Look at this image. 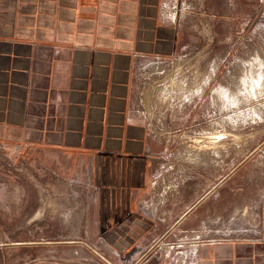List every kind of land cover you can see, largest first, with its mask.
<instances>
[{
	"label": "crops",
	"instance_id": "1",
	"mask_svg": "<svg viewBox=\"0 0 264 264\" xmlns=\"http://www.w3.org/2000/svg\"><path fill=\"white\" fill-rule=\"evenodd\" d=\"M167 1L0 0V143L18 145L34 171L39 211L49 209L47 189L63 198L52 199V211L61 202L66 216L75 213L68 219L77 239L62 242L86 245L111 264L142 240L151 243L148 255L193 243L198 264H264V194L252 225L261 237L235 224L227 235L189 237L200 217H209L201 206L219 201L236 172H217L216 145L186 150L179 157L192 175L155 185L159 158L172 150L166 155L157 146L134 97L137 66L177 51L179 26L163 14ZM172 204L178 214L164 226ZM250 224L244 217L238 227Z\"/></svg>",
	"mask_w": 264,
	"mask_h": 264
},
{
	"label": "rangeland",
	"instance_id": "2",
	"mask_svg": "<svg viewBox=\"0 0 264 264\" xmlns=\"http://www.w3.org/2000/svg\"><path fill=\"white\" fill-rule=\"evenodd\" d=\"M162 6L163 14L179 26L178 48L172 57L150 56L137 66L134 97L135 109L157 146L166 155L172 150L164 156L166 160L159 158L155 185L192 175L193 166L179 157L186 150L208 152L209 145H216L220 153L217 172L223 176L234 171V166L236 172L223 184L219 201L214 196L201 206L209 209V217L203 214L189 237L227 235L229 224L247 230L249 225L238 227L244 217L255 229V208L264 194V106H260L264 90L258 94L252 89L242 102L227 101L223 94L245 91H241L245 76L264 82V0H169ZM163 68L165 72L157 75L155 70ZM209 74V82L202 87ZM173 80L183 81L197 92L180 99V92L171 88L179 89ZM240 108L246 113L232 120L231 114ZM19 151L18 145L0 143V264H111L86 245L62 242L77 239L75 220L69 224L68 219L75 213L66 216L59 207L61 202L52 211V199L59 202L63 198L58 194L51 197L47 189L45 206L50 210L37 209L35 173L19 158ZM194 199L193 195L188 203ZM174 206L169 207L164 226L178 214ZM149 209L145 211L158 214ZM180 228L174 234H179ZM89 246L97 250L94 244ZM150 247L151 243L142 240L117 260H110L113 264H189L198 250L193 243L172 244L168 251L156 249L148 255Z\"/></svg>",
	"mask_w": 264,
	"mask_h": 264
},
{
	"label": "bare ground",
	"instance_id": "3",
	"mask_svg": "<svg viewBox=\"0 0 264 264\" xmlns=\"http://www.w3.org/2000/svg\"><path fill=\"white\" fill-rule=\"evenodd\" d=\"M172 18H174V17H172ZM212 70H214L213 68H212ZM156 72H157V75H161L162 73H164L165 72V69L163 68L161 71H159V70H155ZM212 73H213V71H212ZM212 73L210 72V74L212 75ZM209 74V76H208V79H206V81H205V83L203 84V86L202 87H204L205 86V84L206 83H208L209 82V80H210V75ZM167 78V77H166ZM248 79V80H247ZM182 81V80H181ZM162 82V81H161ZM175 82L177 83L178 82V84H179V89H176V87L174 86V87H172L171 86V88H172V90L174 91V92H180L179 94H180V96H179V98L181 99V98H189L188 96H193L197 91H196V89L195 90H193V89H191V88H189L188 86H187V84H183L182 82L180 83L179 81H177V80H173L172 81V83H174L175 84ZM245 83L246 84H244L243 86H241V91H243V90H245V91H243L242 93L241 92H239L238 90H235V91H231V90H229L228 92H226L225 94H223L224 96H225V98H226V100L227 101H233V99H238V101H246L247 100V97H248V94L251 92V90L252 89H254V90H256L255 92H257L258 94H260L263 90H264V82H259V83H256L255 81H253V79H251V78H247L246 76H245ZM161 84H163V82L161 83ZM201 87V88H202ZM252 93H253V90H252ZM243 94V95H242ZM251 94V93H250ZM252 96H254V95H252ZM255 97V96H254ZM253 98V97H252ZM253 100V99H252ZM150 102V101H149ZM262 102V101H261ZM232 103V102H231ZM238 103V102H237ZM238 106V105H237ZM245 106V105H244ZM260 106H264V102H262V103H260ZM247 108V107H246ZM256 108V107H255ZM251 111V110H250ZM242 113H246V110L245 109H242V108H240V110H236L235 112H233L232 114H231V119L232 120H235V119H238L240 116H241V114ZM243 115V114H242ZM246 115V114H245ZM246 117H247V115H246ZM245 118V117H244ZM239 120V119H238ZM221 135V134H220ZM221 137V136H220ZM219 137V138H220ZM217 139V138H216ZM215 140V139H214ZM215 142V141H214ZM148 207V206H147ZM146 210H147V208H146ZM220 228V227H219ZM216 229V228H215ZM237 230H240V231H245V232H251V233H253L254 232V228H251V226L249 225V228H247V230H245V229H240V228H236ZM212 230V229H211ZM216 231V230H215ZM197 260H194V261H192L191 263H189V264H198L197 262H196Z\"/></svg>",
	"mask_w": 264,
	"mask_h": 264
},
{
	"label": "built area",
	"instance_id": "4",
	"mask_svg": "<svg viewBox=\"0 0 264 264\" xmlns=\"http://www.w3.org/2000/svg\"><path fill=\"white\" fill-rule=\"evenodd\" d=\"M151 61H154V60H151ZM252 235L255 236V237H257V238H259V237H261V231L258 228L257 229H254V232L252 233ZM193 259L197 260L196 262L199 263L200 258L197 257V250H196V252L194 254Z\"/></svg>",
	"mask_w": 264,
	"mask_h": 264
}]
</instances>
